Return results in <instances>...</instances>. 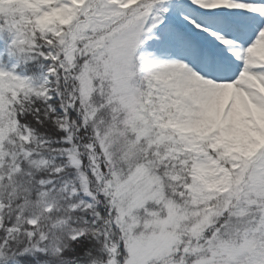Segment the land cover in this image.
<instances>
[{
    "label": "snow or ice",
    "instance_id": "obj_1",
    "mask_svg": "<svg viewBox=\"0 0 264 264\" xmlns=\"http://www.w3.org/2000/svg\"><path fill=\"white\" fill-rule=\"evenodd\" d=\"M0 264H264V0H0Z\"/></svg>",
    "mask_w": 264,
    "mask_h": 264
}]
</instances>
